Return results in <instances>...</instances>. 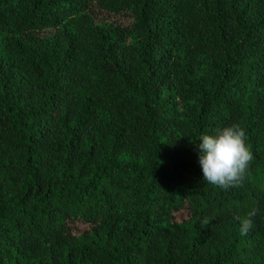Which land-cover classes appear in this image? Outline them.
I'll return each instance as SVG.
<instances>
[{"label":"trees","instance_id":"1","mask_svg":"<svg viewBox=\"0 0 264 264\" xmlns=\"http://www.w3.org/2000/svg\"><path fill=\"white\" fill-rule=\"evenodd\" d=\"M0 264H264V0H0Z\"/></svg>","mask_w":264,"mask_h":264},{"label":"clouds","instance_id":"2","mask_svg":"<svg viewBox=\"0 0 264 264\" xmlns=\"http://www.w3.org/2000/svg\"><path fill=\"white\" fill-rule=\"evenodd\" d=\"M246 133L239 124L218 128L212 134L199 138L198 162L203 181L221 189L241 187L248 178L253 154L245 143ZM259 209L252 208L245 216L233 215L239 222V231L246 235L253 227L252 218Z\"/></svg>","mask_w":264,"mask_h":264},{"label":"rangeland","instance_id":"3","mask_svg":"<svg viewBox=\"0 0 264 264\" xmlns=\"http://www.w3.org/2000/svg\"><path fill=\"white\" fill-rule=\"evenodd\" d=\"M113 19H114V20H118V17L115 16Z\"/></svg>","mask_w":264,"mask_h":264}]
</instances>
